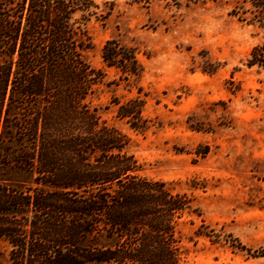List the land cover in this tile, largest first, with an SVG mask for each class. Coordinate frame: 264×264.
Masks as SVG:
<instances>
[{
  "label": "trees",
  "instance_id": "obj_1",
  "mask_svg": "<svg viewBox=\"0 0 264 264\" xmlns=\"http://www.w3.org/2000/svg\"><path fill=\"white\" fill-rule=\"evenodd\" d=\"M234 3L232 14L264 24V0ZM114 7L0 0V241L12 264H182L181 224L195 216L201 224L191 241L246 249L208 225L188 192L141 175L126 135L90 106L105 73L85 57L88 26L105 23ZM102 58L128 75L143 70L137 48L118 38L104 44ZM248 65L264 68V41ZM116 103L119 118L148 129L144 101Z\"/></svg>",
  "mask_w": 264,
  "mask_h": 264
},
{
  "label": "rangeland",
  "instance_id": "obj_2",
  "mask_svg": "<svg viewBox=\"0 0 264 264\" xmlns=\"http://www.w3.org/2000/svg\"><path fill=\"white\" fill-rule=\"evenodd\" d=\"M95 1L115 7L88 26L85 57L105 73L90 106L126 135L141 175L188 192L208 225L246 247L191 241L201 218H186L182 264H264V68L248 65L264 24L232 14L234 0ZM113 38L137 48L140 75L103 61ZM132 98L144 101L146 131L117 116L116 102ZM5 249L0 241V264H12Z\"/></svg>",
  "mask_w": 264,
  "mask_h": 264
}]
</instances>
